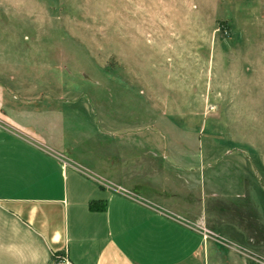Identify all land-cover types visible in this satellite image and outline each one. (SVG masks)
Instances as JSON below:
<instances>
[{"label": "rangeland", "instance_id": "obj_1", "mask_svg": "<svg viewBox=\"0 0 264 264\" xmlns=\"http://www.w3.org/2000/svg\"><path fill=\"white\" fill-rule=\"evenodd\" d=\"M0 86L56 156L264 264V0H0Z\"/></svg>", "mask_w": 264, "mask_h": 264}, {"label": "crops", "instance_id": "obj_2", "mask_svg": "<svg viewBox=\"0 0 264 264\" xmlns=\"http://www.w3.org/2000/svg\"><path fill=\"white\" fill-rule=\"evenodd\" d=\"M5 94L0 120L16 126L0 124V264H58L53 252L71 264H248L216 250L194 221L201 213L166 205L158 184L128 192L123 171L110 184L56 156L7 112Z\"/></svg>", "mask_w": 264, "mask_h": 264}, {"label": "built area", "instance_id": "obj_3", "mask_svg": "<svg viewBox=\"0 0 264 264\" xmlns=\"http://www.w3.org/2000/svg\"><path fill=\"white\" fill-rule=\"evenodd\" d=\"M205 234L203 233V238H205ZM52 259L56 261V263L58 264H63V263H66V264H71L69 259H67V255H66V252H64L63 254H60L58 252H53L52 253Z\"/></svg>", "mask_w": 264, "mask_h": 264}, {"label": "trees", "instance_id": "obj_4", "mask_svg": "<svg viewBox=\"0 0 264 264\" xmlns=\"http://www.w3.org/2000/svg\"><path fill=\"white\" fill-rule=\"evenodd\" d=\"M90 208H91V209H96V208H99V207L95 204L94 201H91V202H90Z\"/></svg>", "mask_w": 264, "mask_h": 264}]
</instances>
